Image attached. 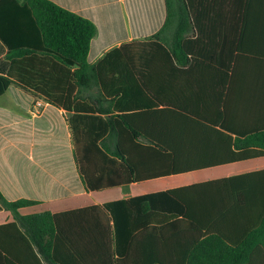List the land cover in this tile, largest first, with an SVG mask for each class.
<instances>
[{"label": "trees", "instance_id": "obj_1", "mask_svg": "<svg viewBox=\"0 0 264 264\" xmlns=\"http://www.w3.org/2000/svg\"><path fill=\"white\" fill-rule=\"evenodd\" d=\"M165 1L162 29L90 63L97 32L91 20L52 0H0L9 61L0 95L16 83L72 112L68 125L86 191L264 155V124L242 132L223 112L162 107L163 69L186 55L178 29L172 46L164 38L173 18L179 24L184 0ZM156 198L174 200L180 217L149 224ZM34 203L0 192V210L13 216L0 225V264H264V169L104 205L19 212ZM23 250L29 256L12 254Z\"/></svg>", "mask_w": 264, "mask_h": 264}, {"label": "crops", "instance_id": "obj_2", "mask_svg": "<svg viewBox=\"0 0 264 264\" xmlns=\"http://www.w3.org/2000/svg\"><path fill=\"white\" fill-rule=\"evenodd\" d=\"M52 1L95 24L90 63L124 42L155 34L166 24L165 0ZM178 14L179 24L173 18L164 38L172 46L178 29L185 36L179 38L186 55L163 69L162 107L189 113L211 111L216 117L223 112L230 127L242 132L264 124V0H184ZM6 52L0 39V74L9 67ZM35 96L16 83L0 95V192L8 200L36 201L21 207L22 215L104 205L264 169L261 155L86 191L68 125L72 112L45 102L40 113L33 114V102L39 98ZM215 128L220 129L219 125ZM156 200L150 204L149 224L180 217L181 206L174 200L160 204ZM11 221V212L0 210V225ZM24 251L12 254L29 256Z\"/></svg>", "mask_w": 264, "mask_h": 264}, {"label": "built area", "instance_id": "obj_3", "mask_svg": "<svg viewBox=\"0 0 264 264\" xmlns=\"http://www.w3.org/2000/svg\"><path fill=\"white\" fill-rule=\"evenodd\" d=\"M45 103V101L41 98H36L33 102V106H32V113L33 114H38L40 113L42 107H43V104Z\"/></svg>", "mask_w": 264, "mask_h": 264}]
</instances>
